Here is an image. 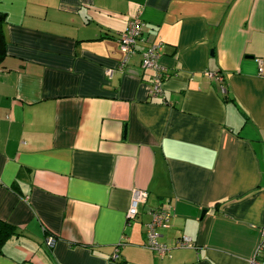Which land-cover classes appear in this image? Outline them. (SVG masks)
Returning <instances> with one entry per match:
<instances>
[{
  "label": "crops",
  "instance_id": "0c3cea01",
  "mask_svg": "<svg viewBox=\"0 0 264 264\" xmlns=\"http://www.w3.org/2000/svg\"><path fill=\"white\" fill-rule=\"evenodd\" d=\"M0 14V264H247L264 229V0H0ZM163 203L159 258L144 226Z\"/></svg>",
  "mask_w": 264,
  "mask_h": 264
},
{
  "label": "built area",
  "instance_id": "2783aa9c",
  "mask_svg": "<svg viewBox=\"0 0 264 264\" xmlns=\"http://www.w3.org/2000/svg\"><path fill=\"white\" fill-rule=\"evenodd\" d=\"M143 31V24L134 18L128 21L125 29L118 36L119 49L128 58L136 51L138 40L141 38ZM161 51V44H150L141 53L140 66L142 69L152 71L150 79V96H160L162 93V84L165 79L164 70L159 65V57ZM258 73H261L262 61L257 60ZM110 74V72H109ZM209 77L222 83V76L218 74H210ZM146 200V193L142 191H134L131 196V202L129 209L126 213V221H134L137 217L138 204L144 203ZM170 207L163 203L156 209L150 212V220L144 226L145 231V243L144 247L151 252L155 253L159 258L166 256L170 248L165 244L159 242L158 230L166 228L170 219ZM48 248H52L55 244V240L52 237H48L45 242ZM177 248H192L193 244L189 238L182 237L175 243ZM118 258V250H115L111 259L115 261ZM247 264H264V229L261 231L260 241L254 256L248 261Z\"/></svg>",
  "mask_w": 264,
  "mask_h": 264
},
{
  "label": "trees",
  "instance_id": "16d2710c",
  "mask_svg": "<svg viewBox=\"0 0 264 264\" xmlns=\"http://www.w3.org/2000/svg\"><path fill=\"white\" fill-rule=\"evenodd\" d=\"M4 22H5V17L4 15L0 14V64L4 57L5 47H6V43L3 36ZM10 234H11V229L7 225L0 223V254H1V246L4 243V241L8 239Z\"/></svg>",
  "mask_w": 264,
  "mask_h": 264
}]
</instances>
